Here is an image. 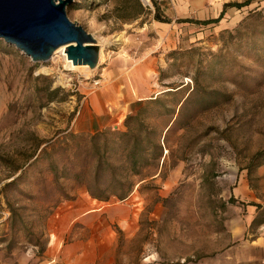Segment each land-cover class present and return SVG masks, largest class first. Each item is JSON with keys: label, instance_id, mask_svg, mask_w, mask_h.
<instances>
[{"label": "rangeland", "instance_id": "1", "mask_svg": "<svg viewBox=\"0 0 264 264\" xmlns=\"http://www.w3.org/2000/svg\"><path fill=\"white\" fill-rule=\"evenodd\" d=\"M140 1L144 12L137 18L135 0H74L66 7L68 18L101 45V61L88 74H69L58 54L34 63L0 40V251L44 250L48 219L59 207L72 209L85 198L90 203H80V215L101 212L72 222L61 245L54 239L53 246L90 245L103 253L96 264H218L210 258L220 241L210 232L217 228L214 207L220 202L211 196L230 174L244 176L264 215V165L247 172L254 155L264 150V0L240 8L224 5L245 0ZM224 8L216 23L179 21L215 18ZM193 78L199 88L191 92ZM204 92H218L213 107L205 109L210 102L202 101ZM190 93L183 108L177 106ZM100 94L109 97L104 107L115 118L160 98L174 114L149 124L161 131L176 117L179 121L160 140L167 149L164 164L162 158L150 161L132 178L136 183L160 171V181L135 186L122 201H93L84 186L66 176L81 160L61 163L65 171L58 178L46 158L29 160L38 143L79 134L72 126L89 99ZM158 111L150 108L152 115ZM60 153L56 159L63 158ZM131 227L135 235L126 237L122 229Z\"/></svg>", "mask_w": 264, "mask_h": 264}, {"label": "crops", "instance_id": "2", "mask_svg": "<svg viewBox=\"0 0 264 264\" xmlns=\"http://www.w3.org/2000/svg\"><path fill=\"white\" fill-rule=\"evenodd\" d=\"M108 100L109 97L103 94L90 98L88 104L83 107L80 119L72 126L74 131L79 134H94L110 128L124 129L123 122L127 114L115 118L111 111H107L104 107V103ZM138 108L139 106H136L131 110V113L136 112ZM170 126L171 124L164 129V135L167 134V129ZM163 149L164 155L162 154V160L160 159L161 164H164L165 155H167L165 152L167 149L165 147ZM159 170H161V166ZM159 173L160 171L150 177L139 178L135 183L136 188L146 181L158 183L160 181L157 179ZM219 187L211 196L213 199H218L220 206L214 207L213 219L217 220L218 225L210 234L213 239L220 241V249L211 254L210 261L218 264H264V215L260 214L263 208H258L256 205L258 203L256 196L249 189L242 174L239 175V178L237 174L226 176L225 181ZM231 198L234 199V202H230ZM83 200L86 199L76 200L74 202L76 206L72 209L64 210L59 207L48 219V240L44 250L39 252L36 247H30L18 249L19 254H17L16 248H5L0 251V264H96L97 260L103 256L99 249L91 248L90 245L83 247L59 246L72 222L80 219L87 220L101 212L100 209L89 210L86 214L81 213L80 215L82 210L80 203ZM89 203L86 200V204ZM197 220L200 221L199 216L194 217V221ZM131 222L132 220L122 221L127 224ZM122 231L126 232V237L135 235L132 227L128 231L123 228ZM201 231H199L200 235ZM52 233H54V237ZM54 239L58 240V246L52 245ZM6 252L9 253V257L3 258Z\"/></svg>", "mask_w": 264, "mask_h": 264}, {"label": "trees", "instance_id": "3", "mask_svg": "<svg viewBox=\"0 0 264 264\" xmlns=\"http://www.w3.org/2000/svg\"><path fill=\"white\" fill-rule=\"evenodd\" d=\"M251 2L252 0L229 2L224 7L237 6L240 8ZM225 8L215 18L195 21L183 18L179 19V21L195 22L202 25L216 23L223 18ZM143 12V4L140 0H135V11L133 12L135 18L139 17ZM157 18L160 19L159 17ZM192 81L195 87L191 92H194L195 89L199 88V85L196 78H193ZM52 93L56 92L53 91L50 94L52 95ZM214 94L219 95L218 92H204V97L201 98L202 101L210 102L205 109L213 107L212 105L214 104L212 103L215 100L213 101L212 98ZM190 96L191 93L184 101H179L177 106L182 103L181 108H183L189 101ZM150 108L159 109V111L152 115L150 114ZM167 114L173 116L174 110L167 108L160 98L147 100L136 112L126 116L124 120L125 131L111 132L103 130L91 135L68 132L54 142L46 141L35 145L29 160L35 158L33 161L35 163L46 158L49 161V169L56 178H58L60 171L64 173L65 167L63 166H65V162L75 163L81 160L83 162L82 165L75 168L71 174H66V176H72L74 180L84 186L89 196L94 200L107 202L111 198H115L122 201L134 189L135 183L132 178L140 176L141 172L150 165V161L158 162L162 158L163 147L160 144V140L164 129L171 124L170 128L167 129L166 133H168L178 119L176 117L173 122L167 124L161 131H158L149 122L150 120L162 118ZM183 128L184 126H179V129ZM57 145L58 148L56 147ZM59 151L64 154L63 158L60 157L63 162L55 158ZM37 152L39 153L37 154ZM61 163H63V166L60 169L59 165ZM31 165L29 164L28 167ZM262 165H264V150L254 155L247 168L248 174L252 173L254 167ZM21 169H23L22 166L17 167L14 172ZM22 175L21 173L14 178L11 181V185L17 183L22 178ZM230 202H234V199L231 198Z\"/></svg>", "mask_w": 264, "mask_h": 264}, {"label": "water", "instance_id": "4", "mask_svg": "<svg viewBox=\"0 0 264 264\" xmlns=\"http://www.w3.org/2000/svg\"><path fill=\"white\" fill-rule=\"evenodd\" d=\"M73 1L0 0V40L34 63L48 62L65 46L71 64L96 68L100 49L93 34L67 16Z\"/></svg>", "mask_w": 264, "mask_h": 264}, {"label": "bare ground", "instance_id": "5", "mask_svg": "<svg viewBox=\"0 0 264 264\" xmlns=\"http://www.w3.org/2000/svg\"><path fill=\"white\" fill-rule=\"evenodd\" d=\"M144 1H147V0H144ZM96 43L98 44L99 49H100L99 50V59H98V64H99L100 61H101V56H102V49L100 47L101 45H99L100 42L96 41ZM65 48H66L65 46H61L56 51H54V53H53V55L51 57V61L55 60L54 58L58 54V55H60L63 58V60H64V62H63L64 63V68L66 70H70V71H72V70H74V71H82V72L88 74V73L93 72L96 69V68H93V69L92 68H88L87 65L71 64V61H68L67 54L64 53L65 50H66Z\"/></svg>", "mask_w": 264, "mask_h": 264}, {"label": "built area", "instance_id": "6", "mask_svg": "<svg viewBox=\"0 0 264 264\" xmlns=\"http://www.w3.org/2000/svg\"><path fill=\"white\" fill-rule=\"evenodd\" d=\"M67 72H69V74L72 73V71H70V70H67ZM69 81H70V82L73 81V79H72L71 76L69 77ZM76 83H77V84L80 83L79 78L76 79ZM98 83H99L98 81H95L93 86H95V87L98 86Z\"/></svg>", "mask_w": 264, "mask_h": 264}]
</instances>
